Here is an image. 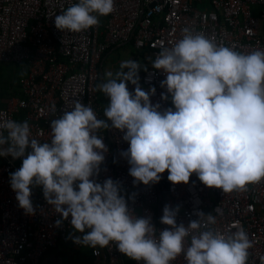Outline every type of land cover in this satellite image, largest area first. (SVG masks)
<instances>
[{"label":"clouds","instance_id":"obj_1","mask_svg":"<svg viewBox=\"0 0 264 264\" xmlns=\"http://www.w3.org/2000/svg\"><path fill=\"white\" fill-rule=\"evenodd\" d=\"M115 11V0H78L55 15L54 24L80 33ZM152 66L166 76L160 82L166 89L161 98L170 95L172 106L163 111L150 100L156 88L144 91L140 86L141 64L127 59L97 85L109 98L103 114L111 125L98 119L90 105L73 100L72 110L51 120L50 142L41 143L30 139L27 120L18 122L0 112V157L23 158L21 167L9 174L18 206L35 215L31 186L40 185L47 203L63 219L70 217L82 234L74 237L79 245L96 249L115 242L119 252L144 264H170L182 252L187 264H247L253 241L242 226L229 236L211 229L191 235L185 251L192 230L217 223L211 213L206 221L185 227L176 222L179 206L165 205L161 223L171 227L157 238L151 217L137 218L130 210L119 181L92 179L108 151L95 133L110 126L124 133L129 147L120 155L130 165L133 184L158 183L167 170L174 185L187 184L195 173L205 186L224 193L243 191L264 179V49L239 52L185 27L172 47L161 48ZM61 223L55 221L56 226Z\"/></svg>","mask_w":264,"mask_h":264},{"label":"built area","instance_id":"obj_2","mask_svg":"<svg viewBox=\"0 0 264 264\" xmlns=\"http://www.w3.org/2000/svg\"><path fill=\"white\" fill-rule=\"evenodd\" d=\"M77 2L0 0V62L21 65L26 70L18 80L19 94L0 99V112L14 120L19 116L20 122L27 120L30 139L41 143L50 142L51 120L72 110L73 100L90 105L97 118H102L97 93L99 66L104 53L115 46L131 42L145 55L147 64L139 70L140 86L144 91L156 88L150 100L160 103L161 111L172 106L171 97L161 98L166 89L160 82L166 76L153 68L152 60L162 47L170 48L181 38L183 28L190 27L194 35L214 37L217 44L239 52L264 49V0H115L116 11L100 16L97 26L80 33L58 30L55 15ZM254 5L259 6L258 13H253ZM127 86L134 91L130 82ZM95 134L103 139L108 151L99 175L92 179L100 183L107 178L119 181L130 210L137 218L151 217L157 238L171 227L161 223L165 205L172 209L179 206L176 222L185 227L194 220L206 221L211 213L217 223L192 230L185 238V251L191 235L211 229L229 236L242 226L253 241L247 264H264V179L243 191L224 193L220 188L205 186L195 173L187 184L174 185L166 170L158 183L133 184L130 165L120 155L129 147L122 139L124 133L110 126ZM22 159L0 157V264H62L48 255L56 248L86 247L74 242V237L82 234L71 226L70 217L63 219L47 203L42 186H31L35 215H26L18 206L9 174L18 169L16 162ZM199 212L205 214L203 218ZM58 219L62 223L56 226ZM82 256L79 264H144L119 252L115 242L90 248ZM170 264H187L184 253Z\"/></svg>","mask_w":264,"mask_h":264},{"label":"crops","instance_id":"obj_3","mask_svg":"<svg viewBox=\"0 0 264 264\" xmlns=\"http://www.w3.org/2000/svg\"><path fill=\"white\" fill-rule=\"evenodd\" d=\"M130 44V46H129ZM113 55V57L117 56L116 58H121L119 64L117 66L113 65V63L109 62L112 59L109 57ZM121 55V56H120ZM127 59H132L135 61H138L142 67H144L147 62V60H145L144 58H142L141 52H139L137 49H135V47L132 45L131 42L128 43H124L118 46L113 47L112 49L106 51L102 57V60L100 62V66H99V72L102 74V78L100 79V83H104L106 80V72L108 71H112L114 74L116 71H119V65L121 63V61L123 60H127ZM141 67V68H142ZM140 68V69H141ZM124 71H127V69H124ZM109 99V98H108ZM109 103V100H108ZM108 103L102 105V108L105 109L108 106ZM61 251L60 248H56L52 251V253H50V255H48L49 258H54V262H59V263H63V259L61 256H57V252ZM67 253V252H66ZM67 263V261H66Z\"/></svg>","mask_w":264,"mask_h":264},{"label":"rangeland","instance_id":"obj_4","mask_svg":"<svg viewBox=\"0 0 264 264\" xmlns=\"http://www.w3.org/2000/svg\"><path fill=\"white\" fill-rule=\"evenodd\" d=\"M258 9H259V6L254 5L252 7L253 13H258V11H259ZM262 27H264V22H262ZM129 46H130V44H129ZM109 57L112 59L109 62L113 63V65H115V66H117L121 60V58H116L117 56L113 57V55H111ZM145 62H147V61H145ZM18 70H19V66H15L11 63H0V85L4 86L5 80H15L16 76H17L16 73L18 72ZM8 90H10V88ZM108 100H109L108 97L104 93L101 92V94H100L101 106L108 103ZM104 120L108 121L107 117L104 116ZM21 164H22V162H20V161L16 162V166L18 168L21 167ZM34 186H36V185L34 184ZM89 249H90V247L72 248L70 246H66V247L60 248L61 251L57 252V256L62 257V259L64 261L62 264H66V261H68V258H76L77 257L78 260H76V261H81L83 259L82 255H86V252H88Z\"/></svg>","mask_w":264,"mask_h":264},{"label":"trees","instance_id":"obj_5","mask_svg":"<svg viewBox=\"0 0 264 264\" xmlns=\"http://www.w3.org/2000/svg\"><path fill=\"white\" fill-rule=\"evenodd\" d=\"M141 55H142V58H144L146 60V58L144 57L145 55L142 52H141ZM0 63H2V62H0ZM11 64H13V63H11ZM13 65L19 66V70L16 73L17 74L16 79L15 80H5L4 86L0 85V99L8 98L9 96L18 95L19 94L18 80H19L20 76H22L24 73H26V70L21 65H16V64H13ZM98 84H101L100 83V79H98V81H97V85ZM9 88H10V90H8ZM97 93H98V103L100 104V94H101V92L98 90V88H97ZM101 109H102V111L104 113V109L102 108V106H101ZM101 119L104 120V114H103ZM16 121L20 122L19 116H16ZM36 186L40 187V185H36ZM76 260H78L77 257L76 258H68V261H67L66 264H79V262L83 261V259L81 261H76Z\"/></svg>","mask_w":264,"mask_h":264},{"label":"water","instance_id":"obj_6","mask_svg":"<svg viewBox=\"0 0 264 264\" xmlns=\"http://www.w3.org/2000/svg\"><path fill=\"white\" fill-rule=\"evenodd\" d=\"M99 78H102V74L99 72ZM108 123L111 124V121L108 120Z\"/></svg>","mask_w":264,"mask_h":264}]
</instances>
